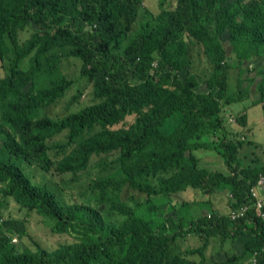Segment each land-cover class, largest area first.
Segmentation results:
<instances>
[{"label": "trees", "instance_id": "16d2710c", "mask_svg": "<svg viewBox=\"0 0 264 264\" xmlns=\"http://www.w3.org/2000/svg\"><path fill=\"white\" fill-rule=\"evenodd\" d=\"M143 1L0 0V61L10 57L8 73L0 75V264H191L171 253L174 242L190 236L202 242L195 250L202 263L210 239L220 237L222 242L244 241L242 253L221 264H238L249 254L256 255V264H264V221L251 193L264 166H243L240 140L202 138L207 128L226 126L221 113L238 101L235 93L228 94L233 65L252 59L264 63V0H176L173 7L161 0L154 28L122 48ZM26 29L31 36L21 42L20 32ZM225 34L237 62L229 59ZM187 36L203 46L213 64L206 77L193 69ZM67 45V55L81 60L80 74L92 82L100 101L56 120L40 118L38 109L73 84L60 73L64 54L48 53ZM25 57L30 66L21 69ZM43 59L49 64L41 69ZM258 72L260 96L254 103H263L264 65ZM131 114L136 115L128 127L114 129ZM63 131L67 143L58 151L78 146L55 160L47 140ZM200 149L217 151L226 172L200 166L194 154ZM95 155H116L121 164L119 177L97 185L105 193L111 185L151 197L224 190L232 197V210L195 218L192 205L182 201L169 205L164 220L142 217L139 204L119 206L117 213L104 216L98 207L69 201L35 180L37 171L50 181L76 177ZM10 200L74 242L54 251L20 250L13 238L28 232L22 219L2 218ZM151 201L150 210H157ZM240 206L248 209L233 220L231 212Z\"/></svg>", "mask_w": 264, "mask_h": 264}, {"label": "rangeland", "instance_id": "374dc122", "mask_svg": "<svg viewBox=\"0 0 264 264\" xmlns=\"http://www.w3.org/2000/svg\"><path fill=\"white\" fill-rule=\"evenodd\" d=\"M176 0H166V6L173 7ZM161 0H144L139 9L138 21L133 25L124 39L122 48H126L133 38L146 30H152L156 24L154 19L160 11ZM32 30L26 29L20 32V41L23 42L31 36ZM189 44V57L192 61L193 69L198 75L203 78L209 75L212 71L213 64L209 57L205 54L203 46L190 40L187 36ZM228 36L225 34L222 37L223 43L227 49L229 59L237 62L238 57L233 50ZM71 46L53 47L48 53H61L64 56L60 63V73L73 80L72 86L65 94L58 98L55 102L48 106H42L38 109L37 116L40 118L59 119L69 113L80 110L86 105L99 102L93 93L92 82L80 74L81 60L79 58L67 55ZM117 53L122 51L116 49ZM49 62L42 60L41 69ZM10 65V57L0 61V75L8 73ZM264 65L262 60L252 59L245 60L239 64H234L230 71V85L228 94H236L238 101L225 105L221 117L225 123V127L220 129L207 128L202 138L205 141H219L223 137H227L234 141H242L238 151L239 160L244 167L264 166V102L254 103L260 96L259 84L261 76L258 70ZM30 66L29 57H25L20 62L21 69H27ZM39 81L44 84V79L39 76ZM78 94L76 99H73L75 94ZM136 114L128 115L126 120L114 126V129L119 127H128L135 119ZM240 118V122L237 120ZM67 131L52 137L47 140L51 147L50 156L55 160H61L63 156L70 154L78 143L72 144L62 151H58L60 146L67 143ZM85 138H81L84 140ZM1 144V143H0ZM66 151V152H65ZM65 152V153H64ZM194 154L199 159L200 166L210 170H222L226 172L224 159L215 150L200 149L194 151ZM121 164L116 159V155H95L92 156L85 167L86 170H81L76 177L66 175L59 180L52 177V181L47 179L40 171L36 173V181L40 184H49L50 188H55L58 194L62 193L67 200L76 201L82 204H89L93 207H98L99 211L104 216L108 213H117L119 206L125 205L128 208H135L140 205L138 213L147 219L164 220L169 212L168 207L172 203L187 201L192 205L194 217L209 214L211 211L217 214L229 215L232 210L231 195L228 191H215L210 195H202L196 190H188L172 196H157L151 197L145 193H140L136 190L128 188L126 185L120 189L108 186L106 193L104 190L97 187L108 178L119 177ZM31 176V170L28 171ZM159 175L158 178H162ZM64 179L62 181L61 179ZM155 184V180H152ZM1 188V185H0ZM106 196V197H105ZM152 199L151 203L158 207L152 211L147 205V201ZM264 201V194L262 196ZM115 200V201H113ZM208 203V204H207ZM3 219L17 218L22 219L27 227V236L22 239L16 238L15 243L20 250L27 248L32 252L37 250V247H42L49 251H54L62 245L74 242V238L68 234H57L52 231L51 225L45 218L37 215L35 212H28L22 209L13 200L7 203L3 210ZM244 241L242 239L228 240L222 242L220 237H212L210 244L206 250V258L202 262L201 257L196 253V249L202 245L200 239L196 237H188L174 242L171 246V253L175 257H179L191 264H221L233 254L239 256L243 250ZM254 255H247L246 258L238 264H250ZM200 262V263H199Z\"/></svg>", "mask_w": 264, "mask_h": 264}, {"label": "built area", "instance_id": "2783aa9c", "mask_svg": "<svg viewBox=\"0 0 264 264\" xmlns=\"http://www.w3.org/2000/svg\"><path fill=\"white\" fill-rule=\"evenodd\" d=\"M252 196L256 199L255 210L257 215L264 221V201L262 196L264 194V175H260L257 185L251 190ZM248 209V206H240L231 212V218L233 220L242 217ZM13 242H17L16 238H13ZM250 264H256V255L253 256Z\"/></svg>", "mask_w": 264, "mask_h": 264}]
</instances>
